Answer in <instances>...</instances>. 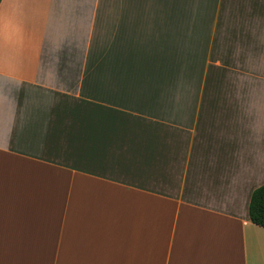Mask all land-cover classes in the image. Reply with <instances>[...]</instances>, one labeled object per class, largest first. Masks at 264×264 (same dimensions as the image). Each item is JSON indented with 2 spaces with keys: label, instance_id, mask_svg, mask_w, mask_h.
Returning a JSON list of instances; mask_svg holds the SVG:
<instances>
[{
  "label": "crops",
  "instance_id": "1",
  "mask_svg": "<svg viewBox=\"0 0 264 264\" xmlns=\"http://www.w3.org/2000/svg\"><path fill=\"white\" fill-rule=\"evenodd\" d=\"M264 0H2L0 264H264Z\"/></svg>",
  "mask_w": 264,
  "mask_h": 264
},
{
  "label": "trees",
  "instance_id": "2",
  "mask_svg": "<svg viewBox=\"0 0 264 264\" xmlns=\"http://www.w3.org/2000/svg\"><path fill=\"white\" fill-rule=\"evenodd\" d=\"M249 216L252 223L264 227V185L252 194L249 204Z\"/></svg>",
  "mask_w": 264,
  "mask_h": 264
}]
</instances>
